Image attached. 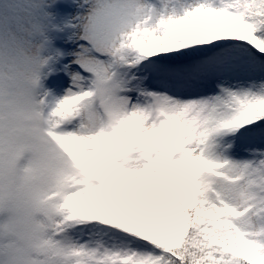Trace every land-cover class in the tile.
<instances>
[{"label":"snow or ice","instance_id":"1","mask_svg":"<svg viewBox=\"0 0 264 264\" xmlns=\"http://www.w3.org/2000/svg\"><path fill=\"white\" fill-rule=\"evenodd\" d=\"M89 2L72 87L23 93L56 147L43 196L0 215V264H264V0ZM47 6L0 0L13 103L53 59ZM5 140L0 167L23 152Z\"/></svg>","mask_w":264,"mask_h":264},{"label":"clouds","instance_id":"2","mask_svg":"<svg viewBox=\"0 0 264 264\" xmlns=\"http://www.w3.org/2000/svg\"><path fill=\"white\" fill-rule=\"evenodd\" d=\"M98 2V0H97ZM90 12L92 11L91 2ZM89 12V14H90ZM2 107H0V122L5 129V144L7 145V132L14 129L16 137L22 143L23 152L14 164H10L8 152L2 156L3 165L0 167V215H9L15 208V196L25 197L43 196L39 185V161L56 147L48 137L49 118L44 108L31 106L23 93L32 91L39 94L42 87L41 80L38 86L33 85V77L25 75L19 78L20 96L15 99L9 95L18 82L17 75L5 67L2 74ZM46 107V106H45ZM27 155V162L21 160Z\"/></svg>","mask_w":264,"mask_h":264},{"label":"rangeland","instance_id":"3","mask_svg":"<svg viewBox=\"0 0 264 264\" xmlns=\"http://www.w3.org/2000/svg\"><path fill=\"white\" fill-rule=\"evenodd\" d=\"M50 6L44 11L48 19L44 21V35L37 36L33 42L41 44L46 38L49 42L41 55L44 58L52 56L53 59L41 70L40 92L51 93L55 97H61L72 87L71 73L82 72L79 65L75 64V54L80 51L85 41L77 39L82 29L79 17L89 14L91 5L84 0H47ZM56 53L62 55L56 56ZM85 75H88L85 73ZM27 155L21 160V164L27 162Z\"/></svg>","mask_w":264,"mask_h":264},{"label":"trees","instance_id":"4","mask_svg":"<svg viewBox=\"0 0 264 264\" xmlns=\"http://www.w3.org/2000/svg\"><path fill=\"white\" fill-rule=\"evenodd\" d=\"M44 57H45V55H44ZM44 57H43V58H44Z\"/></svg>","mask_w":264,"mask_h":264}]
</instances>
